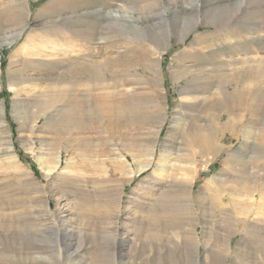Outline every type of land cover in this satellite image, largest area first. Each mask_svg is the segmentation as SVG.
I'll return each mask as SVG.
<instances>
[{
  "label": "rangeland",
  "instance_id": "rangeland-1",
  "mask_svg": "<svg viewBox=\"0 0 264 264\" xmlns=\"http://www.w3.org/2000/svg\"><path fill=\"white\" fill-rule=\"evenodd\" d=\"M15 1L0 264H264V0Z\"/></svg>",
  "mask_w": 264,
  "mask_h": 264
},
{
  "label": "bare ground",
  "instance_id": "bare-ground-1",
  "mask_svg": "<svg viewBox=\"0 0 264 264\" xmlns=\"http://www.w3.org/2000/svg\"><path fill=\"white\" fill-rule=\"evenodd\" d=\"M12 2H16L15 0H11ZM10 5V4H9ZM11 6V8L13 9V10H15V12H16V14H17V7H15V6H13L12 4L10 5ZM26 10H27V12H28V9L26 8ZM22 22V21H21ZM20 25V24H19ZM26 25H27V20L26 21H24L18 28L16 27H13L14 29H11V30H13V31H7V32H4L1 36H0V49L1 48H3L4 46H9V45H11V43L13 42V41H15L16 39H17V37L18 36H20V34L23 32V30H24V28L26 27ZM15 26H18V24L17 25H15ZM184 26V25H183ZM169 44L166 42V46H168ZM165 46V47H166ZM164 47V48H165ZM5 48V47H4ZM164 51V49L163 50H161L160 51V54H161V52H163ZM161 56V55H160ZM156 62H158L159 63V61H157V59L155 60ZM222 91V93L225 95V94H227V90L226 89H223V90H221ZM109 108V107H108ZM107 108V109H108ZM110 110V109H109ZM128 110V109H127ZM72 112L71 113H73L74 111L73 110H71ZM3 112H4V107H3V104H2V102H0V116L3 114ZM77 115V114H76ZM78 115H80V114H78ZM72 117H74V116H72ZM178 122L176 121V122H174V125H171V127H174L176 124H177ZM198 129V128H197ZM216 130V129H215ZM238 130H240V131H236V133H235V135L236 136H239V135H241V133L243 132L242 130H244V129H238ZM71 132V131H70ZM72 132H74V131H72ZM77 133H78V131H77ZM214 133H212V134H208V133H198V134H196V136L194 137V141H195V143L197 144V145H199V146H206V147H208V148H216L215 146H216V138H218L216 135H213ZM193 138V137H192ZM109 162H112V161H109ZM114 163H115V161H113ZM126 162V158L124 159V157H123V159H120V161L117 163H115V164H118V165H120V166H118L117 168H119L120 167V169H119V172H123V173H125L126 171H127V162ZM135 163H137V161H134ZM114 165V164H113ZM148 166H149V163H144V164H136V168H134L133 169V173L134 174H140L142 171H144L145 169H147L148 168ZM131 169V168H130ZM177 170H178V172H179V174L182 176V174L183 175H185V173H184V171H186V168H184V167H181V168H176ZM182 170V171H180V170ZM112 170V172H115L117 169H116V167L114 166V168L113 169H111ZM177 173H173V175H170L167 179H166V184H162L161 185V187H160V189L158 190V192H157V190L155 191V193L152 191V190H150L149 191V194H150V196H157V198H158V200H163V201H166V203H168V202H170L171 203V201L172 202H175V201H178L179 199H180V196H179V194L177 195V194H175V193H172V194H168L167 192H166V190H169L170 188H171V190L170 191H173L172 189H174V188H176L177 189V186H181V184H183L184 186H187L188 184L184 181V180H182V179H180L181 178V176L180 177H178L177 175H176ZM131 175H132V171H131ZM131 175H129V176H131ZM159 175H160V177H164V178H162V179H165V175L166 174H161V173H159ZM174 175H176V176H174ZM157 179H161V178H157ZM215 179V178H214ZM212 180V179H211ZM158 181H160V180H158ZM161 182V181H160ZM163 182V181H162ZM217 183H219V182H217ZM220 184V183H219ZM160 185V184H159ZM209 186V185H208ZM219 186H221V185H219ZM166 187V188H165ZM216 187V186H215ZM210 188H211V186H210ZM212 189V188H211ZM215 189V188H214ZM188 190V189H187ZM224 191H226V193L229 195L230 193H240V194H243V192L245 191V189L244 188H242L241 189V191L239 190V188H229V189H224ZM171 193V192H170ZM214 193V192H213ZM222 194H223V192H221ZM145 194V193H144ZM212 194V193H211ZM217 194H219V190H217V191H215V195H217ZM214 195V194H213ZM214 195V196H215ZM146 197H144V199H145ZM188 198V197H187ZM148 199V198H147ZM149 200V199H148ZM222 200V199H221ZM162 204H164L163 202H161ZM161 212V211H160ZM156 227V226H155ZM195 233H197V232H195ZM130 239V238H129ZM133 239V238H132ZM190 239V238H189ZM191 239H193V238H191ZM190 239V240H191ZM196 239V238H195ZM146 240V239H145ZM144 240V241H145ZM148 240V239H147ZM188 240V239H187ZM133 241V240H132ZM188 242V241H187ZM193 242V241H192ZM197 242V241H196ZM188 243H190V242H188ZM148 244V243H147ZM196 244V243H195ZM198 245V244H197ZM192 247H193V245H192ZM196 247V246H195ZM197 250V249H196ZM194 251H195V248H194Z\"/></svg>",
  "mask_w": 264,
  "mask_h": 264
}]
</instances>
